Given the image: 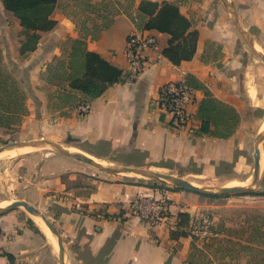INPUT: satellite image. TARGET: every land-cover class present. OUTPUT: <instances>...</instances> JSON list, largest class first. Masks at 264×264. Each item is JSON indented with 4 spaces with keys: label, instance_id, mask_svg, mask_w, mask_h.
<instances>
[{
    "label": "crops",
    "instance_id": "0c3cea01",
    "mask_svg": "<svg viewBox=\"0 0 264 264\" xmlns=\"http://www.w3.org/2000/svg\"><path fill=\"white\" fill-rule=\"evenodd\" d=\"M103 1L107 0H57L51 15L55 26L39 33L35 50L24 56L27 58L19 68L27 72L32 85L39 83V74L47 66L52 71L57 68L56 63L49 62L58 59L59 63L63 60L64 69L70 64L71 77L86 72L101 81L113 77L121 80L109 84L96 98L77 94V102L70 103L58 98L68 91L67 80L51 85L52 100L33 88L27 98L31 101L27 102L29 113L23 117L21 127H32L39 137L52 141L67 139L68 144L77 145L69 144V148L105 165L193 174H200V167L215 173L221 163L231 172L237 170V165L243 167L242 157H233V152L241 145L242 124L257 94L246 81L248 66L244 60L250 61V49L236 24L253 48L264 55V0H225L229 6L223 0H132L134 4L128 10L131 14L141 1L176 4L192 22L197 41L193 57L173 65L163 55L169 35L143 31L156 36L157 47L148 53L147 68L129 81L122 80L127 66L125 40L138 29L128 15L119 13L91 38L93 27L101 25L105 14L99 7ZM118 1L123 7L124 0ZM6 13L0 1V19H5ZM21 40L19 37L17 51ZM66 41L68 44L62 46ZM2 53L4 58L3 49ZM187 76L236 109L240 121L230 137L197 134L200 122L196 113L203 97L197 89L185 104L194 131L170 128L169 116L156 104L159 88L168 82H184ZM79 100L90 104L86 115H79L76 109ZM262 123L257 131L263 128L264 120ZM259 149L256 188L264 192V139ZM21 164L27 169L17 174L18 199L49 213L62 241L65 264H187L192 242L189 233L203 208L197 193L167 189L140 179H117L115 174H97L88 169L89 164L61 153L41 164L30 156L14 166ZM138 199L158 201L165 216L155 225H147L133 210ZM181 213L189 215L188 225L182 228L187 235L171 237V232L178 229ZM24 214L6 211L0 215V264H57L52 245Z\"/></svg>",
    "mask_w": 264,
    "mask_h": 264
},
{
    "label": "trees",
    "instance_id": "16d2710c",
    "mask_svg": "<svg viewBox=\"0 0 264 264\" xmlns=\"http://www.w3.org/2000/svg\"><path fill=\"white\" fill-rule=\"evenodd\" d=\"M0 1L4 10L11 13L18 21L22 37L18 54L24 57L35 50L40 38L39 33L47 32L55 26L56 22L51 15L57 0ZM124 4L125 6L122 7L118 0L103 1L99 7L103 9L105 14L102 16L101 25L93 27L90 33L91 38H95L101 30L111 24L113 15L124 13L131 18V21L140 31L155 30L169 35L168 44L163 50V55L173 65H178L181 61L190 60L193 57L197 41V31L193 29L192 22L180 13L176 4L141 1L137 6L135 14H131L128 11L134 4L132 0H124ZM120 8L122 9L120 10ZM91 10H93V7ZM69 65L62 72L60 71L62 81H69L68 91L58 96L59 100L63 103L77 102V94L83 98H96L104 92L109 84L121 80V78L113 77L108 81H101L94 75L86 72H83L81 77H71V74L68 73L70 69ZM57 66V69L63 68L62 63H59ZM47 71L50 75L53 72L50 67L47 68ZM184 83L192 89L203 92V97L198 104L196 113V117L200 122L197 134L219 139L230 137L235 132L240 121L236 109L214 97L194 77L187 76ZM26 99L27 94L23 90L20 81L4 65L0 44V128L14 130L21 124L23 117L28 114ZM80 101L82 100L78 102ZM178 219V229L175 233L171 232V237L187 235L182 228L188 225L189 215L178 214ZM180 228L182 230H179ZM232 234H236L238 237L247 235L242 240L231 238ZM189 235L191 236L190 233ZM210 240L211 244L208 245V248H211L214 253L219 254L222 259H236L241 253H245L249 258L246 264H264L263 216L252 215L246 221V226L239 229L219 225L216 227V235ZM192 252L203 254V250L198 249L193 240L187 264H194L191 259ZM5 256L10 261L12 260L9 254H5Z\"/></svg>",
    "mask_w": 264,
    "mask_h": 264
},
{
    "label": "rangeland",
    "instance_id": "374dc122",
    "mask_svg": "<svg viewBox=\"0 0 264 264\" xmlns=\"http://www.w3.org/2000/svg\"><path fill=\"white\" fill-rule=\"evenodd\" d=\"M121 9L122 8H120V10ZM5 15V19H0V44L5 54V67L7 68V70L11 71L20 81L23 90H25L27 94V98L28 96H30L29 90L35 88L39 91L45 92L49 100H52L50 99L51 95L53 94L51 85L58 84L62 81V79L60 78V74L62 70H64V65L62 66L63 68H55L51 75L47 71V68L49 67L47 66V68H45L39 74V83L35 85L30 84L29 75L27 74V72H25L24 70L22 71L19 68L21 63L27 57L23 58L18 55L17 46L19 37H21L19 25L16 24L18 23V21L16 22L15 17L9 12H7ZM63 44L68 43L66 41L65 43H62V46ZM258 50L261 51L260 48H258ZM247 51L250 57V61L244 60V63L248 66L246 81L249 84V87L256 92L257 96L248 107L249 113L246 118L247 120L243 121L242 124L244 132L240 139L241 145L233 152V154L235 155L233 157H236L237 159H240L242 157L244 162L243 167L237 165V170L231 172L229 171L228 167H225L224 164L221 163L220 166L215 169V173H207V171H205L203 167H200V174H193L189 173L188 171L174 170L169 172L166 170L145 168V170L171 174L175 177L189 181L197 187L210 189L214 192H217L216 194L197 193V195L203 202V208L199 211L197 217L195 218V225L192 228L190 234L191 239L194 241L197 248L203 250V254L192 252L193 255L191 259L194 264H246L249 258L245 253H241L238 257H236V259L233 258L232 260H229L228 258H220L219 254L214 253L211 248H208V245L211 244L210 239L216 235V227L219 225L227 228L239 229L240 227L246 226V221L252 215L264 217V192L258 191L256 185L251 186L253 172L252 154L254 150V143L255 139L262 131H257V128H259L258 126L263 124L262 122L264 120V64L261 60L255 58L250 50ZM59 60L60 59H58L56 62H54V60H51L49 63L52 65L56 63V65H58ZM60 63L64 64L63 60H61ZM27 102L31 104L30 99H26V105ZM41 140L60 144L67 151H70L71 153H78V150L68 147L70 146L69 144H71V146L73 147L77 146L75 145V143L71 142L68 144V142L70 141L67 139L56 142L50 140L47 137H39L38 134L34 133L32 127L24 128L23 126L21 127L20 124L14 130L0 128V147L12 142L19 143ZM261 145L262 143H260L259 148L261 147ZM12 150L13 149L6 151L5 153H3V155H0V208L6 207L10 203L19 200L17 174L21 172V170H26L27 167L24 164H21L20 166H14L17 161H21L22 159L32 156L36 157L37 163L41 164L45 161V159L51 157L52 155L59 154V152L55 148L46 143H40L32 147H18L17 149L14 148V152L7 153ZM100 164L104 165L103 163ZM106 166L118 167V165L116 164H110ZM89 167L91 168L88 169H91V171H94L97 174L99 173L101 175H106L105 172L99 171L95 167H92L90 165ZM206 168L208 169V167H205V169ZM114 177H116L117 179L130 178L145 180L151 185L161 186L167 189L178 188L171 182L150 180L134 174H117ZM249 186H251V188L244 189L242 191L232 193L219 192L224 187L247 188ZM37 209L40 210L43 215L53 223V220L49 216V213H47L44 209ZM15 211H23L25 213L24 215L29 217L43 232V234L47 238V241L49 242V245H52V249H54L55 254L57 255V264H60L58 260V247L56 243L57 241H55L56 236L50 230V232L47 233L44 229H42L43 227L39 225L37 219L34 218V216H31L22 207H16L10 209L7 212L12 213ZM5 212H1L0 215L4 214ZM246 235L247 234L243 235L242 237H238L236 234H232L230 237L243 240L245 239ZM190 253L191 247L189 255Z\"/></svg>",
    "mask_w": 264,
    "mask_h": 264
},
{
    "label": "built area",
    "instance_id": "2783aa9c",
    "mask_svg": "<svg viewBox=\"0 0 264 264\" xmlns=\"http://www.w3.org/2000/svg\"><path fill=\"white\" fill-rule=\"evenodd\" d=\"M156 47L157 38L153 34L140 30L128 34L125 40L127 66L123 79L129 81L138 77L149 64V51ZM193 93L194 90L184 82H168L159 88L156 104L162 113L169 116L170 128H187L189 133L194 131L192 118L185 108L187 98ZM76 109L79 115H86L90 104L88 101H80ZM133 210L136 216L149 226L155 225L165 216V210L158 201L151 199H138L133 203Z\"/></svg>",
    "mask_w": 264,
    "mask_h": 264
},
{
    "label": "water",
    "instance_id": "95a60500",
    "mask_svg": "<svg viewBox=\"0 0 264 264\" xmlns=\"http://www.w3.org/2000/svg\"><path fill=\"white\" fill-rule=\"evenodd\" d=\"M223 2L226 5H228L225 2V0H223ZM231 13H232L233 17H235V13L234 12H231ZM236 27H237L239 33L241 34V36H243L242 38L245 40V43L247 44V46L249 47V49L253 53V55L256 56L257 58H259L264 63V55L258 53L253 48L252 43L247 38V36L244 34V32L242 30H240V28L237 26V24H236ZM263 139H264V130L258 135V137L255 139V143H254V150H253V154H252V156H253V170L252 171L253 172H252L251 186L256 185L257 181H258L259 159H260L259 145H260V143H262ZM40 143H46V144L52 146L53 148H55L61 154L72 157V158L79 160L83 163L89 164V165L97 168L98 170L103 171V172L108 173V174H115V175H117V174H134V175L142 176V177L150 179V180L171 182L174 186H176L178 188H183V189L192 191L194 193H201V194H216L217 193V192H214L213 190H210V189H203V188L197 187V186L193 185V183L186 181L182 178L175 177L171 174H164V173H159V172H155V171H149V170L126 167V166L125 167H123V166H121V167H108L105 164L101 165L100 163L93 161L92 159H90V158H88V157H86L80 153H71L70 151H67L66 149H64L60 144L53 143L51 141L41 140V141H32V142L7 143V144L0 147V153L3 151H8L10 149H14L15 147H32V146H36ZM251 186H249L247 188H243V187H230V188L226 187L225 188L224 187L219 192H221V193H232V192L242 191L244 189L251 188ZM16 207H22L31 216L39 217L45 223V225L48 227V229L56 236L59 262H60V264H65V262H64V250H63V245H62L60 235H59L57 229L43 215V213L40 210H38L37 208L28 204L25 201L17 200V201L10 203L6 207L0 208V213L8 211V210L16 208Z\"/></svg>",
    "mask_w": 264,
    "mask_h": 264
},
{
    "label": "bare ground",
    "instance_id": "6f19581e",
    "mask_svg": "<svg viewBox=\"0 0 264 264\" xmlns=\"http://www.w3.org/2000/svg\"><path fill=\"white\" fill-rule=\"evenodd\" d=\"M262 128V127H261ZM262 131L264 130V126H263V128L261 129ZM261 131V132H262ZM16 149V148H15ZM11 150V149H10ZM15 150H12V151H10V152H7V153H12V152H14ZM6 151H3V152H1L0 153V155H3V153H5ZM194 185V184H193ZM34 218H36L37 219V221H38V223H39V225L41 226V227H43L42 229H44L47 233L48 232H50L49 231V229H48V227L45 225V223L39 218V217H35L34 216ZM49 236V235H48ZM50 237V236H49ZM53 238V237H52ZM56 241V240H55ZM57 243V242H56Z\"/></svg>",
    "mask_w": 264,
    "mask_h": 264
}]
</instances>
